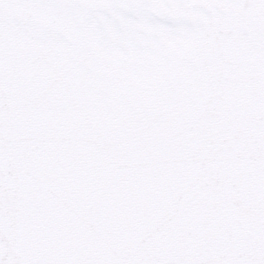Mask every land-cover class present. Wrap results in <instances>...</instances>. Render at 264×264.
<instances>
[{
    "label": "snow or ice",
    "instance_id": "1",
    "mask_svg": "<svg viewBox=\"0 0 264 264\" xmlns=\"http://www.w3.org/2000/svg\"><path fill=\"white\" fill-rule=\"evenodd\" d=\"M0 264H264V0H0Z\"/></svg>",
    "mask_w": 264,
    "mask_h": 264
}]
</instances>
